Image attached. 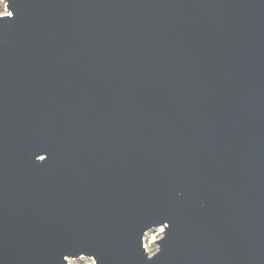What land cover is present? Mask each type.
Wrapping results in <instances>:
<instances>
[{
	"label": "water",
	"instance_id": "1",
	"mask_svg": "<svg viewBox=\"0 0 264 264\" xmlns=\"http://www.w3.org/2000/svg\"><path fill=\"white\" fill-rule=\"evenodd\" d=\"M3 1L0 264H264V0Z\"/></svg>",
	"mask_w": 264,
	"mask_h": 264
},
{
	"label": "rangeland",
	"instance_id": "2",
	"mask_svg": "<svg viewBox=\"0 0 264 264\" xmlns=\"http://www.w3.org/2000/svg\"><path fill=\"white\" fill-rule=\"evenodd\" d=\"M3 2V4H2ZM0 4L2 5V9L0 10V16L7 14V10L5 8V3L3 0H0ZM162 237V228L154 229L153 231H149L144 236L143 247L149 255H152L157 250L156 240ZM68 264H93V260L91 258L80 257L77 259H68Z\"/></svg>",
	"mask_w": 264,
	"mask_h": 264
},
{
	"label": "snow or ice",
	"instance_id": "3",
	"mask_svg": "<svg viewBox=\"0 0 264 264\" xmlns=\"http://www.w3.org/2000/svg\"><path fill=\"white\" fill-rule=\"evenodd\" d=\"M8 15L11 16V13H8ZM148 258H149V260H150L152 257H148Z\"/></svg>",
	"mask_w": 264,
	"mask_h": 264
},
{
	"label": "trees",
	"instance_id": "4",
	"mask_svg": "<svg viewBox=\"0 0 264 264\" xmlns=\"http://www.w3.org/2000/svg\"><path fill=\"white\" fill-rule=\"evenodd\" d=\"M2 4H3V2H2ZM2 9V5L0 4V10Z\"/></svg>",
	"mask_w": 264,
	"mask_h": 264
},
{
	"label": "built area",
	"instance_id": "5",
	"mask_svg": "<svg viewBox=\"0 0 264 264\" xmlns=\"http://www.w3.org/2000/svg\"><path fill=\"white\" fill-rule=\"evenodd\" d=\"M143 242H144V239H143Z\"/></svg>",
	"mask_w": 264,
	"mask_h": 264
}]
</instances>
